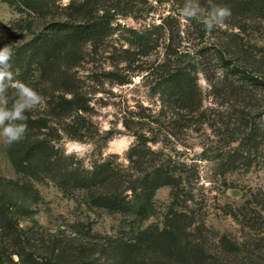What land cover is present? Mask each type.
<instances>
[{
  "label": "trees",
  "instance_id": "obj_1",
  "mask_svg": "<svg viewBox=\"0 0 264 264\" xmlns=\"http://www.w3.org/2000/svg\"><path fill=\"white\" fill-rule=\"evenodd\" d=\"M0 1L18 14L8 24L0 25V47H9L13 52L9 61V71L13 73L12 87L7 92L9 106L15 82L29 85L43 97L42 104L25 113L24 139L5 146L14 171L25 182L21 190L28 192L33 184L52 183L65 197L91 213L119 216L129 224L130 231L126 237L90 242L81 237L76 227L71 231L77 238L70 244L54 246L40 254L42 243L29 229L9 220L0 223V230L9 238L12 252L6 259L0 248V264H63L60 259L65 258L72 261L69 264H258L248 245L232 251L222 239L217 252L209 251L202 238L190 237L188 229L193 221L175 205L167 209L160 226H144L157 214L156 193L168 187L175 202L185 184V164H173L162 152L148 147L149 143H159L157 139L134 133L135 143L126 155V170L112 162V157L86 167L83 160L61 149L62 140L79 141L90 133L87 124L91 122L85 116L91 110V101L78 76L85 56L97 54L114 35L112 13L133 11L136 5L127 0H71L67 5L60 0ZM173 1L183 8L185 0ZM199 3L204 18L216 6L231 12L223 25L211 31L219 33L208 50L211 55L200 51L187 62L186 55L177 48L165 46V61L156 69L154 89L162 108L173 118L172 129L202 127L207 124L197 78L198 68L202 67L212 96L219 98V106L227 110L219 134L225 137L227 146L234 145L219 156L216 167L222 176L241 168L248 171L264 144V49L244 43L242 36L248 22L264 20V0ZM172 19L166 17L151 28L171 40ZM202 31L204 36L205 28ZM128 32V47L122 51L125 63L148 58L159 47L149 28ZM215 68L219 73H214ZM124 84L126 81L119 82ZM166 134L176 137L178 132L169 130ZM257 204L261 222L247 214L244 217L252 227L257 223L264 227V195ZM0 217H4L2 207ZM234 247L238 249L237 244ZM14 256L16 262L12 260ZM232 256L236 259L227 261Z\"/></svg>",
  "mask_w": 264,
  "mask_h": 264
},
{
  "label": "rangeland",
  "instance_id": "obj_2",
  "mask_svg": "<svg viewBox=\"0 0 264 264\" xmlns=\"http://www.w3.org/2000/svg\"><path fill=\"white\" fill-rule=\"evenodd\" d=\"M70 1L60 0L62 5ZM127 1L137 8L112 13L114 35L106 40L97 54L91 52L86 55L78 70L82 88L91 101V110L85 116L86 121L91 122L86 123L90 133L79 141L62 140L61 149L66 155L83 160L86 167L94 161L112 157V162L126 170L129 165L126 155L135 143L134 133L144 134L149 140L157 139L159 143H149L148 147L162 152L173 164H185L182 169L185 184L175 202L168 187L156 193L157 214L144 226H160L167 209L175 205L176 210L184 211L193 221L188 229L190 237L202 238L209 251L217 252L222 239H225L232 251L242 250V244L248 245L256 256L255 261L264 264V227L258 224L261 220L257 214L260 208L257 201L264 195V144L250 170L241 168L222 176L216 167L217 160L234 145L227 146L225 137L219 134L220 122L225 119L227 110L219 106V98L212 96L202 67L198 68L197 74L203 109L207 114V124L202 127L193 125L186 131L172 129L173 118L162 108L154 89L156 69L165 61V46L177 48L186 55L185 60L191 62L200 51L211 55L208 50L219 33L206 31L202 36L203 24L182 17V8L173 0ZM17 17L16 11L0 1V25ZM166 17L173 18L169 36L173 42L151 28L160 25ZM200 18H204L202 12ZM248 23L242 36L244 43L264 49V20ZM145 28L152 30L159 47L148 58L134 59L136 61L130 64L123 62L122 51L128 47L127 39L131 35L128 30L142 31ZM207 59L210 63L211 59ZM210 65L213 69L214 65ZM214 70V73H219L217 68ZM122 80L126 84L119 85ZM169 130L178 132V135H167ZM24 185L6 155L5 145L0 142V208L4 212L0 223L11 220L29 229L42 243L40 254L54 246L70 244L77 238L71 231L76 227L81 230V237L90 242L120 238L130 232L129 224L119 216L91 213L83 205L65 197L52 183L33 184L28 192L21 190ZM244 214L257 220V225L252 227ZM8 239L0 230V248L6 259L12 252ZM235 259L232 256L227 261ZM12 260L16 262L17 257H12ZM60 262L69 264L72 261L65 258Z\"/></svg>",
  "mask_w": 264,
  "mask_h": 264
},
{
  "label": "clouds",
  "instance_id": "obj_3",
  "mask_svg": "<svg viewBox=\"0 0 264 264\" xmlns=\"http://www.w3.org/2000/svg\"><path fill=\"white\" fill-rule=\"evenodd\" d=\"M230 14L229 8L216 6L201 20L199 0H185L180 10L182 17L201 22L206 31L223 25ZM12 56L13 52L9 47H0V142L5 146H11L24 139L27 130L26 124L23 123L25 113L43 103V97L33 88L22 82H15L14 98L9 106L7 92L13 82V73L9 71Z\"/></svg>",
  "mask_w": 264,
  "mask_h": 264
}]
</instances>
